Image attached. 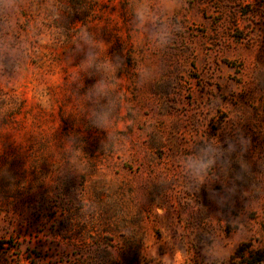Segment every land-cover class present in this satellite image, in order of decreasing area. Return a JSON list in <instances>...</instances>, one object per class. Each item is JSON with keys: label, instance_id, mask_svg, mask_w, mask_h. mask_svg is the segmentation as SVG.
<instances>
[{"label": "rangeland", "instance_id": "rangeland-1", "mask_svg": "<svg viewBox=\"0 0 264 264\" xmlns=\"http://www.w3.org/2000/svg\"><path fill=\"white\" fill-rule=\"evenodd\" d=\"M0 264H264V0H0Z\"/></svg>", "mask_w": 264, "mask_h": 264}, {"label": "clouds", "instance_id": "clouds-1", "mask_svg": "<svg viewBox=\"0 0 264 264\" xmlns=\"http://www.w3.org/2000/svg\"><path fill=\"white\" fill-rule=\"evenodd\" d=\"M137 15L139 16V18H140V20H141V22L143 23V20H144V12L143 11H139L138 13H137Z\"/></svg>", "mask_w": 264, "mask_h": 264}]
</instances>
